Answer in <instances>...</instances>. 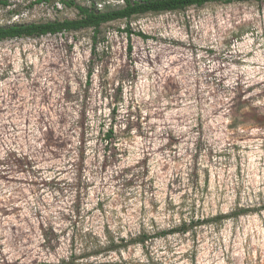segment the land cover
I'll list each match as a JSON object with an SVG mask.
<instances>
[{"label": "rangeland", "instance_id": "rangeland-1", "mask_svg": "<svg viewBox=\"0 0 264 264\" xmlns=\"http://www.w3.org/2000/svg\"><path fill=\"white\" fill-rule=\"evenodd\" d=\"M76 17L0 0V27ZM100 34L94 55L88 29L0 41V264H264V1ZM113 107L115 148L99 131ZM140 231L151 238L107 247L106 232Z\"/></svg>", "mask_w": 264, "mask_h": 264}, {"label": "trees", "instance_id": "trees-1", "mask_svg": "<svg viewBox=\"0 0 264 264\" xmlns=\"http://www.w3.org/2000/svg\"><path fill=\"white\" fill-rule=\"evenodd\" d=\"M41 2H47L48 0H40ZM106 1V0H103ZM264 0H122V5L116 8H106L104 10H99L96 7V2L94 0L90 1L88 6L79 5L73 0H57L62 6L73 7L77 11V17L75 19H68L62 21H48L42 23H26V24H14L7 27H0V41L10 40L16 38L25 37H41L45 35H55L63 32H76L80 30H91L92 36V49L91 54L94 55L96 51V46L100 37V28L110 22L115 21H129L132 18L139 17L145 14H159L164 12H174L185 10L190 7H202L207 4H234V3H245V2H257L260 3ZM131 34L130 30L126 28L125 30ZM141 38H146L142 33H138ZM92 73V69L89 70V77ZM116 107V106H115ZM115 107H113L111 114L108 117V124L106 125V120L102 118L100 122V133L103 135V141L106 147L115 148L117 132L114 128V121H116ZM237 110V107H235ZM264 117V115H263ZM106 129L104 130V126ZM77 128L79 130L78 144H79V154L78 162L83 163L85 146L87 144V134L90 126L87 124L86 119L81 117L78 120ZM14 163V162H13ZM28 165V163H25ZM80 200V199H79ZM243 212L237 211L232 213V217H238ZM183 228L175 231H184L186 224L183 223ZM106 232V244L107 247L112 250L126 249L132 244H143L145 241L151 237L147 235L144 231H140L135 237H131L128 240L124 238H113ZM167 232L160 231L154 234V237L164 236ZM43 238L50 242L53 239L48 237L47 233L43 232ZM153 237V236H152ZM94 238V237H93Z\"/></svg>", "mask_w": 264, "mask_h": 264}]
</instances>
